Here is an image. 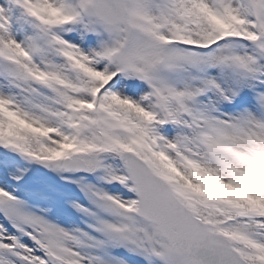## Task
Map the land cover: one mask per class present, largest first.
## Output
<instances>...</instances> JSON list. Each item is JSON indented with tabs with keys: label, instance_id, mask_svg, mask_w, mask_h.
Here are the masks:
<instances>
[{
	"label": "snow or ice",
	"instance_id": "6c2138e0",
	"mask_svg": "<svg viewBox=\"0 0 264 264\" xmlns=\"http://www.w3.org/2000/svg\"><path fill=\"white\" fill-rule=\"evenodd\" d=\"M0 264H264V0H0Z\"/></svg>",
	"mask_w": 264,
	"mask_h": 264
}]
</instances>
